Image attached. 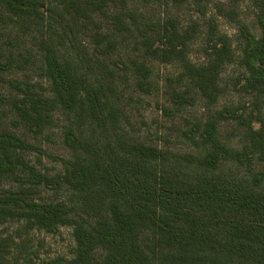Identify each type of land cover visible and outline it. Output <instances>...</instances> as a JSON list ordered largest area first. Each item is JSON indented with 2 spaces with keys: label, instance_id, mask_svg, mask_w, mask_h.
I'll return each mask as SVG.
<instances>
[{
  "label": "trees",
  "instance_id": "trees-1",
  "mask_svg": "<svg viewBox=\"0 0 264 264\" xmlns=\"http://www.w3.org/2000/svg\"><path fill=\"white\" fill-rule=\"evenodd\" d=\"M132 1L0 0V224H20L0 237V264H32L25 236L62 226L75 244L62 264H264V170L254 169L264 165V0H251L258 35L238 25L244 73L235 85L249 105L210 115L190 136L196 153L128 135L110 52L133 46L144 59L179 62L188 85L213 104L233 60L229 40L220 36L203 64H191L195 26L151 22ZM16 36L35 39L45 89L15 75ZM59 115L70 156L49 177L23 154L33 146L27 135L42 134ZM222 121H235V145L221 139ZM11 178L17 182L5 187ZM44 187L62 189L64 199H39Z\"/></svg>",
  "mask_w": 264,
  "mask_h": 264
},
{
  "label": "rangeland",
  "instance_id": "rangeland-1",
  "mask_svg": "<svg viewBox=\"0 0 264 264\" xmlns=\"http://www.w3.org/2000/svg\"><path fill=\"white\" fill-rule=\"evenodd\" d=\"M132 3L131 8L151 22L173 17L183 28L195 26L187 58L191 64H203L207 45L217 41L220 36L229 40L233 60L222 68L219 77L221 92L213 104H207L188 85L180 75L182 66L179 62L161 63L144 59L142 53L133 46H122L110 52L108 62L114 70L113 77L118 87L116 98L122 109V126L128 135L176 153H196L192 145L195 140L190 136H197L199 125H203L210 115L220 110L249 105L248 97L238 91L235 85L244 73L239 62L241 40L238 25L245 24L252 33L258 35L256 10L251 0H207L199 4L192 0H181L180 3L177 0H134ZM11 49L21 65L15 75L30 78L45 89L46 83L40 81L42 72L35 39L16 36L12 39ZM134 59L143 62L145 68L133 67L131 61ZM174 92L182 94L183 98L174 99ZM62 122L63 116L59 115L56 122L42 134L27 135L33 146L23 156L29 165L49 177L60 174V161L70 156L62 142ZM5 123L13 131L21 134L25 132L18 124H11L10 121ZM235 124V121H222L219 125L221 139L232 145L239 139ZM233 168L229 165L223 167L225 170ZM254 169L264 170V165H255ZM16 182L15 178H11L4 185L14 186ZM38 194L39 199L46 201L64 199L62 189L56 192L53 188L44 187ZM19 225L17 222L0 224V237L10 235ZM71 231V227L62 226L53 233L38 230L28 233L25 239L33 253L32 264H62L63 260L70 259L75 246Z\"/></svg>",
  "mask_w": 264,
  "mask_h": 264
}]
</instances>
